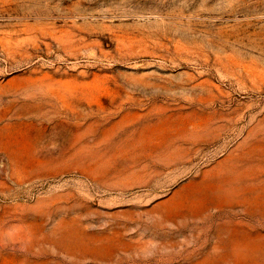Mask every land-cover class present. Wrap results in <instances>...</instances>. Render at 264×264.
I'll use <instances>...</instances> for the list:
<instances>
[{"label":"rangeland","instance_id":"obj_1","mask_svg":"<svg viewBox=\"0 0 264 264\" xmlns=\"http://www.w3.org/2000/svg\"><path fill=\"white\" fill-rule=\"evenodd\" d=\"M0 264H264V0H0Z\"/></svg>","mask_w":264,"mask_h":264}]
</instances>
